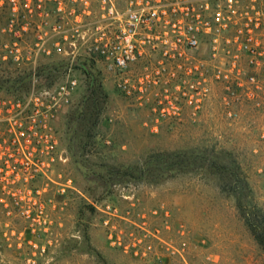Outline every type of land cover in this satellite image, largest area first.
<instances>
[{
    "label": "rangeland",
    "instance_id": "rangeland-1",
    "mask_svg": "<svg viewBox=\"0 0 264 264\" xmlns=\"http://www.w3.org/2000/svg\"><path fill=\"white\" fill-rule=\"evenodd\" d=\"M238 1L217 58L209 45L198 57L207 94L189 99L186 68L157 56L131 74L130 95L119 74L85 57L72 68L55 55L2 62L6 45L34 46L44 21L16 18L11 32L0 0V94L23 96L33 83L21 80L34 74L47 90L66 73L79 80L51 121L46 175L0 192V264H264V17L260 54L236 43L264 0Z\"/></svg>",
    "mask_w": 264,
    "mask_h": 264
},
{
    "label": "built area",
    "instance_id": "built-area-1",
    "mask_svg": "<svg viewBox=\"0 0 264 264\" xmlns=\"http://www.w3.org/2000/svg\"><path fill=\"white\" fill-rule=\"evenodd\" d=\"M7 1L13 12L11 32L19 17L36 16L44 23L38 28L34 46L6 45L2 62L39 66L37 57L55 55L64 62L68 59L67 65L72 68L79 57H85L119 74L121 88L130 95L131 74L140 66H150L157 56L159 66L174 64L186 68V77L191 80H183L181 92L189 99L207 94V74L203 61L198 59L200 52L209 45L217 58L223 35L237 26L239 10L238 0ZM21 9H25V14ZM51 17L55 23L49 26L45 21ZM262 17L264 12L252 7L248 22L236 32V43L254 57L262 46L258 34ZM22 29L26 33L29 28ZM66 75L65 82L51 90L39 87L34 74L33 87L23 96L0 94L1 193H8L17 179L28 181L46 175L48 162L57 151L51 121L59 112L60 103L69 101L79 87L75 76ZM194 77L198 84L192 82ZM214 77L221 80L222 71L216 69ZM149 79L148 75L139 77L140 82ZM251 82H255L253 76Z\"/></svg>",
    "mask_w": 264,
    "mask_h": 264
},
{
    "label": "trees",
    "instance_id": "trees-1",
    "mask_svg": "<svg viewBox=\"0 0 264 264\" xmlns=\"http://www.w3.org/2000/svg\"><path fill=\"white\" fill-rule=\"evenodd\" d=\"M30 80H31V78L29 76H27L26 78L22 79L21 81H30ZM258 239H259L260 245L264 247V238L260 236Z\"/></svg>",
    "mask_w": 264,
    "mask_h": 264
}]
</instances>
